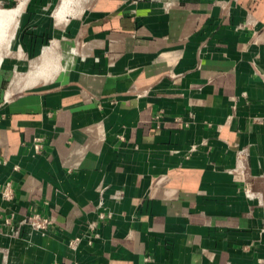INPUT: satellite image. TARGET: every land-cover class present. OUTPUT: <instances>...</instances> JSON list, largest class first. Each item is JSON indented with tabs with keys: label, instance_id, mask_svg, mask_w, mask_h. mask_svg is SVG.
Listing matches in <instances>:
<instances>
[{
	"label": "crops",
	"instance_id": "crops-1",
	"mask_svg": "<svg viewBox=\"0 0 264 264\" xmlns=\"http://www.w3.org/2000/svg\"><path fill=\"white\" fill-rule=\"evenodd\" d=\"M61 1L20 15L65 23V72L0 105L7 208L53 226L3 228L0 264H264V0Z\"/></svg>",
	"mask_w": 264,
	"mask_h": 264
},
{
	"label": "rangeland",
	"instance_id": "rangeland-1",
	"mask_svg": "<svg viewBox=\"0 0 264 264\" xmlns=\"http://www.w3.org/2000/svg\"><path fill=\"white\" fill-rule=\"evenodd\" d=\"M79 1L81 2V0ZM71 3L74 7L76 1L71 0ZM18 4H21L18 16L16 19H13L15 21L8 22L5 25L4 37L0 38V105L7 103L16 94L39 86L38 84L35 87L23 89L20 86L24 81H28L26 86L33 85L37 80H43L44 78L50 79V82L48 81L49 83L56 81H53V79L65 72L67 57H71V54L65 55L63 53L62 45L64 41L61 37L57 36L60 34L59 31L63 29L65 23L58 24L52 18L53 21L51 24H45L43 18H40V15L24 23L21 18L22 14L20 15L24 6V0H18ZM53 5L54 2L50 9L52 15L54 12ZM14 7L15 5L9 7V9H3V7L0 9L12 10L11 8L14 9ZM79 8H81V5ZM71 12H73L72 8L69 13ZM39 28L41 30L44 29L43 31L46 30V34L38 37L40 38L38 40L37 37L34 38L35 35L30 34H40ZM41 33L44 34V32ZM56 33L57 35L55 36ZM43 54H45V58H42ZM46 58L51 62V65L55 64L57 66L55 72H51L52 70H50L48 74L47 72L42 74L41 71H38L40 68L39 65H42V60L44 62ZM35 68L38 71L36 78H29V74Z\"/></svg>",
	"mask_w": 264,
	"mask_h": 264
},
{
	"label": "built area",
	"instance_id": "built-area-1",
	"mask_svg": "<svg viewBox=\"0 0 264 264\" xmlns=\"http://www.w3.org/2000/svg\"><path fill=\"white\" fill-rule=\"evenodd\" d=\"M153 2L162 3V8H169L172 2L163 0H151ZM141 94H136L139 97ZM162 118L161 112H159L153 121L159 122ZM42 137H34L32 140V149L35 154H38L42 148ZM239 157L240 153H238ZM245 192H248V186H245ZM121 196V195H120ZM119 195L111 196L113 199L119 200L121 197ZM15 198V192L12 184L7 181L0 183V201L3 203V207H0V232L4 228L6 229V234L12 238H18L19 232L22 227L28 228L32 232H36L40 235H46L49 229L53 226L51 219L40 214H31L27 216H22L16 219V215L8 210L7 205L13 202ZM102 201H99L97 207L95 208V219L87 221L84 225V230L68 240L67 247L72 252H76L81 245V243H86L90 246L92 243L98 239L97 229L100 222L109 220L111 218V213L108 210L102 209ZM58 264V263H54Z\"/></svg>",
	"mask_w": 264,
	"mask_h": 264
},
{
	"label": "bare ground",
	"instance_id": "bare-ground-1",
	"mask_svg": "<svg viewBox=\"0 0 264 264\" xmlns=\"http://www.w3.org/2000/svg\"><path fill=\"white\" fill-rule=\"evenodd\" d=\"M20 5L18 6V8H15L12 10L0 9V38L4 37L3 33H4L5 25L8 22L15 21L13 19L14 18L16 19V17L18 16V13L20 10L19 7H21ZM71 5H72L71 0H62L61 1L60 5L56 11V14L60 18V20L63 19L64 15L69 13V11L71 10ZM45 54H43L42 58H45ZM39 66H40V68L38 69V71H41L42 74H44L46 72L48 74L50 70H52L51 72H55V70L57 69L56 66H54V68H52L51 62L49 60H47V58L44 62L42 60V65H39ZM38 71L35 68L33 70V72H31L29 74V78L35 79ZM47 80H48V78H44L42 81H47Z\"/></svg>",
	"mask_w": 264,
	"mask_h": 264
}]
</instances>
